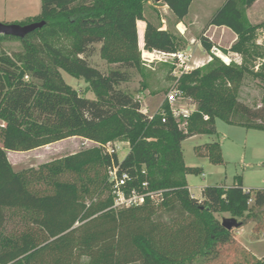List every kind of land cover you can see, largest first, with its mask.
<instances>
[{
	"label": "trees",
	"instance_id": "16d2710c",
	"mask_svg": "<svg viewBox=\"0 0 264 264\" xmlns=\"http://www.w3.org/2000/svg\"><path fill=\"white\" fill-rule=\"evenodd\" d=\"M148 1L41 0L32 21H43L40 28L23 38L0 34V264H202L234 240L214 213L229 212L240 225L264 216V189L245 190L240 177L230 187L205 186L202 199L194 197L181 147L188 137L215 134L217 118L264 130V94L260 106L239 100L245 74L264 82V49L254 40L264 23L245 17L256 0H224L199 30L196 38L210 53L214 43L207 28H229L237 37L229 51L239 53L242 63L227 65L211 55L180 74L177 88L195 107L177 118L167 102L164 114L159 110L149 117L139 100L119 87L131 79V70L143 69L137 20L145 23V50L175 52L182 37L171 28L186 20L193 2L153 0L174 17L162 28L161 15ZM9 37L19 39L22 49L6 53L2 43ZM96 43L101 58L116 65L106 74L87 60ZM259 59L253 71L250 64L255 67ZM61 71L83 79L94 98L79 94ZM73 136L98 146L18 171L8 161V150L28 151ZM114 137L129 143L122 159L105 146ZM195 151L222 163L217 141ZM114 165L118 175L129 176L126 193L135 189L154 196L113 207L109 169ZM14 219L21 229L9 231ZM252 264H264V257Z\"/></svg>",
	"mask_w": 264,
	"mask_h": 264
},
{
	"label": "rangeland",
	"instance_id": "374dc122",
	"mask_svg": "<svg viewBox=\"0 0 264 264\" xmlns=\"http://www.w3.org/2000/svg\"><path fill=\"white\" fill-rule=\"evenodd\" d=\"M224 0H193L186 20L191 22L187 31L183 35L186 38L178 40V50L187 54L186 45L191 44L193 53L190 55L189 64L195 67L194 59L197 56L208 58L207 52L196 38L199 30L204 27L208 17L221 5ZM148 6L153 7L161 18L162 26L165 19L172 20L174 17L171 12L161 3L153 0L147 2ZM41 11V0H0V22L1 23H20L34 21ZM153 12V17H154ZM246 20L252 24L264 23V1L258 0L245 12ZM137 35L139 46V32L144 26V21L137 20ZM209 34L214 35L211 26ZM174 35L178 36L179 31L171 28ZM143 32V31H142ZM262 28L256 31L254 36L255 43L261 49L264 45L258 44ZM216 36V35H215ZM194 37V38H193ZM216 39V37H214ZM227 41L226 37L221 38ZM217 40V39H216ZM197 41V42H196ZM218 41V40H217ZM100 44H94V52L87 58L89 63L100 70L108 73L110 69L116 67L115 64L107 63L99 54ZM216 47L223 48L227 52L229 48L216 44ZM2 48L6 53L22 49L19 39L9 37L4 39ZM143 69L141 72L131 70V79L120 84V88L132 94L141 104V111L147 115H153L161 110L166 101V94L172 89L175 78L172 70L169 71V62L162 60L158 54L152 62H146L142 58V47L140 48ZM192 56V57H191ZM205 60V59H204ZM250 64V63H248ZM253 71L254 67L251 66ZM173 69V68H172ZM65 82L78 91L79 94L93 99L94 94L86 90L87 83L83 79H76L64 71H61ZM264 94V82L252 74H245L239 88V100L251 107L260 106ZM175 107H186L193 110L195 105L190 99H182L175 103ZM0 124L3 123L0 121ZM215 134H197L182 141L181 147L185 166L190 170L186 174L190 193L202 199V188L209 185L232 186L236 177L241 178L242 186L245 190L254 192L257 189H264V130L245 128L240 125L229 124L221 119L215 121ZM79 137V136H73ZM69 139L57 141L54 145L43 147L38 150L10 151L17 153L15 158V171L37 167L42 163L68 155L80 142V148L98 146L90 139ZM217 141L222 152V163L214 164L206 156L198 155L195 148L207 142ZM1 144V141H0ZM45 146V145H44ZM110 150L114 149L119 159L128 153L129 143L121 137L111 138L105 143ZM17 163V164H16ZM215 217L222 221L224 217H234L229 212L214 213ZM258 221H249L239 227L232 228L234 240L231 243L219 247L218 256L202 264H252L256 259L264 257V216L260 215ZM238 221L240 218L235 217ZM21 229L17 219L8 224L9 231ZM86 260V258H84Z\"/></svg>",
	"mask_w": 264,
	"mask_h": 264
},
{
	"label": "built area",
	"instance_id": "2783aa9c",
	"mask_svg": "<svg viewBox=\"0 0 264 264\" xmlns=\"http://www.w3.org/2000/svg\"><path fill=\"white\" fill-rule=\"evenodd\" d=\"M258 44L264 45V31H262V34L260 35V40L258 41ZM142 58L146 62H152L154 58H157L158 54L162 56V60L165 62H169L172 66V74L175 78V83L172 87V89L166 94V101L169 104L170 111L174 117H188L190 112L186 107H175V103L177 101H180L182 99H186L182 96L180 90L177 88V78L180 74L183 72H187L188 70H191L194 68V66H191L188 62L190 59V54L175 51V52H163V51H148L145 50L142 46ZM144 53L150 54L152 56H144ZM158 53V54H157ZM211 55H214L218 58H220L225 64L235 63V64H241L242 63V56L237 52H223L221 48L216 47L215 45L211 48L210 54H209V60L211 59ZM262 61L259 59L257 60L254 69L257 70L258 67L261 65ZM188 99V98H187ZM161 114H164V111L161 110ZM149 117H152V115H149ZM164 120V119H163ZM109 152L115 151L114 149H108ZM109 177L110 181L112 182L111 185V193L113 197V207L120 208V207H126V206H134L138 205L144 202L145 196L149 195L151 197L154 196V193L147 192V193H140L136 191L135 189H131L129 192L124 191V187L127 184V181L129 179V176L127 173H121L117 174V167L114 165L109 169ZM145 185V184H143Z\"/></svg>",
	"mask_w": 264,
	"mask_h": 264
},
{
	"label": "crops",
	"instance_id": "0c3cea01",
	"mask_svg": "<svg viewBox=\"0 0 264 264\" xmlns=\"http://www.w3.org/2000/svg\"><path fill=\"white\" fill-rule=\"evenodd\" d=\"M258 0H256L255 2H257ZM264 1V0H263ZM254 2V3H255ZM253 3V4H254ZM253 6V5H252ZM166 8H167V6H165ZM168 9V8H167ZM249 9V8H248ZM247 9V10H248ZM246 10V11H247ZM186 19V18H185ZM162 21H164V18H162ZM260 21H258V22H255V23H259ZM190 24H192L191 22H189V21H187V20H184V21H179V22H177L176 24H175V29H177V31H179V34H180V36L181 37H183V38H186V37H184L183 35L185 34V31H187L188 30V28H189V26H190ZM144 25H145V23H144ZM162 28H166V19H165V24L162 26ZM142 29V33H144V26H143V28H141ZM210 29H212V27L211 26H209L208 28H207V31H206V35L213 41V43H214V45L216 46V44H220V45H222L223 47H225V48H229L230 47V45L236 40V35H235V33H233L229 28H227V27H225V26H220V27H216V28H214L212 31H213V33H214V35L211 37V35L209 34V31H210ZM262 31H264L263 29H262ZM216 35V36H215ZM214 37H216V39L218 40H216V39H214ZM223 37H226L227 38V41H222V39L221 38H223ZM194 38V37H193ZM142 42H143V34H142ZM197 42V41H196ZM192 45H193V43H191V44H187L186 45V51L187 52H189V53H191L190 55H192V53H193V51H191L192 50ZM143 46V45H142ZM192 57V56H191ZM207 57L208 58H204V57H199V56H197L196 57V59H194V62L196 63L195 64V67H197V66H201V65H203V64H205L206 62H208L209 61V55H207ZM205 59V60H204ZM145 113V112H144ZM81 139V138H79V137H69V138H66V139H63V140H69V139ZM60 141H62V140H60ZM57 142V141H56ZM54 143L55 142H53V143H50V144H47V145H45V146H42V147H38V148H35V149H32V150H38V149H40V148H43V147H49V146H52V145H54ZM80 145H81V143L79 142L77 145H76V147H74L73 149H72V151L69 153V154H71V153H74V152H77L78 150H80L81 148H80ZM6 154H7V158H8V161L10 162V164L12 165V167L15 165V158H14V156L17 154V153H11V155H14L13 157H10V151L8 150L7 152H6ZM17 164V163H16Z\"/></svg>",
	"mask_w": 264,
	"mask_h": 264
},
{
	"label": "water",
	"instance_id": "95a60500",
	"mask_svg": "<svg viewBox=\"0 0 264 264\" xmlns=\"http://www.w3.org/2000/svg\"><path fill=\"white\" fill-rule=\"evenodd\" d=\"M43 24V21L31 22L24 25L0 22V34L23 38L33 30L40 28ZM221 225L227 230H231L232 228L239 227L240 222L237 221L235 217H224L221 221Z\"/></svg>",
	"mask_w": 264,
	"mask_h": 264
},
{
	"label": "bare ground",
	"instance_id": "6f19581e",
	"mask_svg": "<svg viewBox=\"0 0 264 264\" xmlns=\"http://www.w3.org/2000/svg\"><path fill=\"white\" fill-rule=\"evenodd\" d=\"M140 34H139V46H140V48L142 47V45H143V42H142V31H140L139 32ZM144 56H152L151 55V53L150 54H147V53H144Z\"/></svg>",
	"mask_w": 264,
	"mask_h": 264
}]
</instances>
